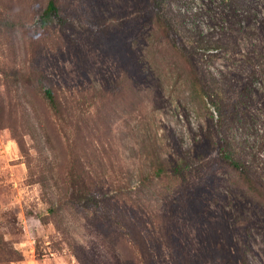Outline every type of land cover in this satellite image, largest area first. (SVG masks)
Returning <instances> with one entry per match:
<instances>
[{
	"label": "rangeland",
	"instance_id": "374dc122",
	"mask_svg": "<svg viewBox=\"0 0 264 264\" xmlns=\"http://www.w3.org/2000/svg\"><path fill=\"white\" fill-rule=\"evenodd\" d=\"M49 1L0 0V264H234L243 251L264 264V197L218 159H190L201 127L169 41V23L190 46L221 30L222 1L55 0L64 25L40 21ZM68 141L89 154L98 208L69 202L88 187L69 179Z\"/></svg>",
	"mask_w": 264,
	"mask_h": 264
},
{
	"label": "trees",
	"instance_id": "16d2710c",
	"mask_svg": "<svg viewBox=\"0 0 264 264\" xmlns=\"http://www.w3.org/2000/svg\"><path fill=\"white\" fill-rule=\"evenodd\" d=\"M162 1L153 0L152 8L160 11ZM221 1L222 11L217 17L221 30H196L191 46L179 38L169 23V41L189 68L191 101L201 127L188 154L191 160L205 161L208 156L218 159L264 197V184L260 182L264 181V129L259 137L260 147L249 140L261 118L257 110L264 113V0ZM39 19L43 24L68 23L55 0L48 2ZM44 92L64 128H71L72 122L54 91L46 88ZM67 145L71 161L69 179L73 182L77 177L88 187L81 191L73 182L69 202L87 209L98 208L101 199L92 190L100 179L87 161L89 154L81 152L79 156L73 143L68 141ZM190 167V160H182L169 169L159 166L155 175H180ZM260 184L262 189L258 188ZM234 264H249L244 251L241 262Z\"/></svg>",
	"mask_w": 264,
	"mask_h": 264
}]
</instances>
